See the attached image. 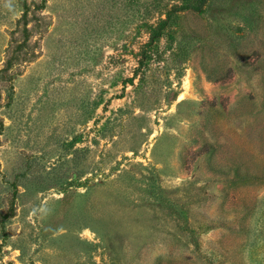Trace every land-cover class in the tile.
<instances>
[{
  "label": "rangeland",
  "instance_id": "1",
  "mask_svg": "<svg viewBox=\"0 0 264 264\" xmlns=\"http://www.w3.org/2000/svg\"><path fill=\"white\" fill-rule=\"evenodd\" d=\"M0 264H264V0H0Z\"/></svg>",
  "mask_w": 264,
  "mask_h": 264
},
{
  "label": "trees",
  "instance_id": "2",
  "mask_svg": "<svg viewBox=\"0 0 264 264\" xmlns=\"http://www.w3.org/2000/svg\"><path fill=\"white\" fill-rule=\"evenodd\" d=\"M40 12L41 11L37 12L39 18H44V15ZM35 14V8L31 9L30 5H24L22 14L18 19L17 29L12 32L13 37L11 38V43L6 50L5 62L1 71L7 70L8 67L13 64V61L20 56V52L22 51L24 44L27 40H29V36L33 32L32 28L27 27V24Z\"/></svg>",
  "mask_w": 264,
  "mask_h": 264
}]
</instances>
